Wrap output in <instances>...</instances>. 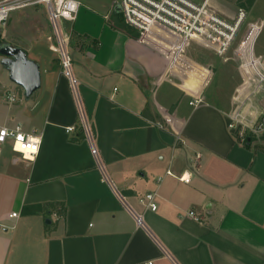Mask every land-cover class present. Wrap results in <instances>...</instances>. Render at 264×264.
Returning <instances> with one entry per match:
<instances>
[{
    "label": "crops",
    "instance_id": "obj_1",
    "mask_svg": "<svg viewBox=\"0 0 264 264\" xmlns=\"http://www.w3.org/2000/svg\"><path fill=\"white\" fill-rule=\"evenodd\" d=\"M81 1L76 18L63 22L80 103L45 5L10 12L0 25V50L22 49L41 73L27 96L0 51V125H20L41 142L33 160L9 143L2 149L0 264H264V132L243 141L229 127L233 100L226 105L203 92L204 101L191 105L190 88L210 75L206 68L170 72L160 45L120 26L114 0ZM209 2L236 12L228 0ZM165 82L186 92L175 108L159 96ZM185 173L189 181L179 178ZM150 191L156 210L140 200Z\"/></svg>",
    "mask_w": 264,
    "mask_h": 264
},
{
    "label": "built area",
    "instance_id": "obj_2",
    "mask_svg": "<svg viewBox=\"0 0 264 264\" xmlns=\"http://www.w3.org/2000/svg\"><path fill=\"white\" fill-rule=\"evenodd\" d=\"M39 2L47 7L56 39L54 49L59 54L62 72L69 79L71 89L80 103V81L74 73L73 58L68 45L69 36L63 29V22L76 18L83 4L81 0H0V25L6 23L12 10ZM114 6L124 21L138 30L144 40L168 48L166 54L170 59L169 71L181 76H188L187 70L182 65L189 66V64L182 61L178 65L176 59H180L188 47L195 43L224 57L238 39L242 25L247 18L244 9L238 8L233 16H229L217 10L209 0L202 2L194 0H114ZM260 30L261 27L257 24L250 23V29L244 35L240 47L235 49L236 54L242 60L241 67L244 70L246 82L244 87L238 88L232 97L236 108L228 116L229 127L238 130L243 141L247 139L248 132L253 136L264 132V63L261 57L254 54V43ZM208 82L209 75H206L199 81L197 87L190 88L191 105L196 106L204 101L201 94ZM180 88L189 92L182 86ZM8 99L16 100L11 95H8ZM81 125L86 138L91 143L93 154L98 156L92 129L84 114L81 117ZM75 129L73 125L67 126L69 132ZM8 143L15 152L30 160H33L39 153L41 146L40 138L24 131L20 125L15 127L0 125V158L3 147ZM166 173L172 175L171 170H167ZM104 176L117 193L115 183L108 176ZM179 178L189 181V177L185 174ZM119 196L124 206L129 209L126 198L121 194ZM156 196L155 191H150L140 200L152 210H156L158 207ZM17 215V212L11 214V216ZM188 215L198 221L203 220V217L194 210H190ZM134 216L139 226L146 227L141 214L134 213ZM3 228L6 227L0 224V229ZM146 264H152V262Z\"/></svg>",
    "mask_w": 264,
    "mask_h": 264
},
{
    "label": "rangeland",
    "instance_id": "obj_3",
    "mask_svg": "<svg viewBox=\"0 0 264 264\" xmlns=\"http://www.w3.org/2000/svg\"><path fill=\"white\" fill-rule=\"evenodd\" d=\"M228 2L232 3L231 5L235 10L241 8L247 13V18L242 25L238 35L239 37L229 52L224 57H221L213 51L193 43L180 56L181 61L185 64H189V66H191V64L196 63L208 70L210 74L209 82L204 88V96L226 105L230 104L237 89L244 87L246 82V76L244 75V70L241 67L242 60L236 54L235 49L240 47L244 35L250 29V23H255L261 27L258 37L254 43V54L261 57V60L264 63V0H228ZM38 4L45 5L42 2L34 3L16 8L12 10L11 13L16 12L17 9L31 7ZM155 44L158 45V43ZM161 48L165 53H167V47L164 48L161 46ZM163 86L164 87L159 91V96L168 98V100H166L167 102L165 101V104H169L170 107L175 108L178 106L177 103L179 104L181 101L186 100V92H180L178 89L172 87L169 82H165ZM187 95L189 96L190 94L187 92ZM234 108H236L235 103Z\"/></svg>",
    "mask_w": 264,
    "mask_h": 264
},
{
    "label": "water",
    "instance_id": "obj_4",
    "mask_svg": "<svg viewBox=\"0 0 264 264\" xmlns=\"http://www.w3.org/2000/svg\"><path fill=\"white\" fill-rule=\"evenodd\" d=\"M0 51L5 55L3 62L10 70L11 79L23 85L27 96H30L41 84L39 65L20 48L8 46Z\"/></svg>",
    "mask_w": 264,
    "mask_h": 264
},
{
    "label": "trees",
    "instance_id": "obj_5",
    "mask_svg": "<svg viewBox=\"0 0 264 264\" xmlns=\"http://www.w3.org/2000/svg\"><path fill=\"white\" fill-rule=\"evenodd\" d=\"M119 20H120V26L123 27L125 30H127L129 33L135 34V35H139V31L136 30L135 28H133L132 26H130L129 24H127L124 19L122 18V16L119 15Z\"/></svg>",
    "mask_w": 264,
    "mask_h": 264
},
{
    "label": "clouds",
    "instance_id": "obj_6",
    "mask_svg": "<svg viewBox=\"0 0 264 264\" xmlns=\"http://www.w3.org/2000/svg\"><path fill=\"white\" fill-rule=\"evenodd\" d=\"M185 176H187V173H185Z\"/></svg>",
    "mask_w": 264,
    "mask_h": 264
}]
</instances>
